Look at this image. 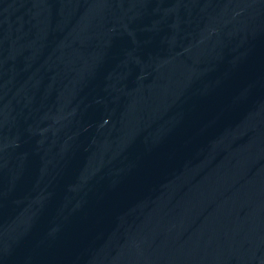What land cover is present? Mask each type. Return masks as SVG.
Listing matches in <instances>:
<instances>
[{
    "label": "water",
    "instance_id": "water-1",
    "mask_svg": "<svg viewBox=\"0 0 264 264\" xmlns=\"http://www.w3.org/2000/svg\"><path fill=\"white\" fill-rule=\"evenodd\" d=\"M0 264H264V0H0Z\"/></svg>",
    "mask_w": 264,
    "mask_h": 264
}]
</instances>
